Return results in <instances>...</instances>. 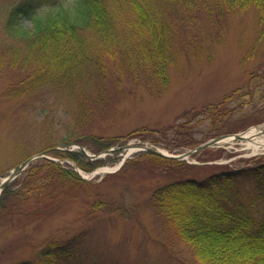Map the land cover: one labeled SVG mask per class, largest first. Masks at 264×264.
<instances>
[{
    "label": "rangeland",
    "instance_id": "obj_1",
    "mask_svg": "<svg viewBox=\"0 0 264 264\" xmlns=\"http://www.w3.org/2000/svg\"><path fill=\"white\" fill-rule=\"evenodd\" d=\"M25 1L0 0V183L40 153L83 182L51 187L48 167L36 169L34 179L51 185L49 196L37 191L25 195L33 180L34 161L7 190L0 191V203L8 207L0 213V264L27 260L49 240L80 234L86 238L87 264H201L185 244L166 232L149 203L152 193L176 180H201L255 165L264 158V148L255 152L247 141H232L167 165L154 163L140 149L155 145L177 155L221 135L255 125L264 128V33L256 9L223 18L222 41L206 45L203 55L180 53L170 70L169 86L159 95L151 94L144 83L136 87L119 82L112 73H117L115 59L105 54L103 61L112 72L98 85L108 92L99 111L84 118L77 110L82 99L78 91L88 82H54L29 98L5 97L36 66L31 58L26 67L28 53L5 29L11 11ZM50 7L42 5L38 12ZM20 17L24 27L33 28L32 17ZM120 18L119 27L129 32L128 11ZM68 89H75L74 96ZM108 142L116 151L97 161L78 150L82 146L90 154H102ZM129 144L137 151L122 150ZM57 148L70 151L59 150L57 158L52 154ZM103 168L110 171L101 172Z\"/></svg>",
    "mask_w": 264,
    "mask_h": 264
},
{
    "label": "trees",
    "instance_id": "obj_2",
    "mask_svg": "<svg viewBox=\"0 0 264 264\" xmlns=\"http://www.w3.org/2000/svg\"><path fill=\"white\" fill-rule=\"evenodd\" d=\"M58 1L27 0L11 11L5 29L28 53L27 60L35 58L36 66L32 75L9 89L5 97L29 98L54 82H88L78 91L82 99L77 110L84 118L92 110L99 111L108 92L98 85L112 72L103 61L105 54L115 59L117 73H112L119 82L128 81L136 87L144 83L151 94L159 95L168 88L170 70L180 53L201 56L206 45L222 41L223 18L255 8L264 33V0ZM47 4L49 9L38 12ZM126 10L129 32L119 27L120 13ZM24 14L32 17L33 28L21 23ZM206 51L212 53L210 48ZM32 62L24 64L29 67ZM80 65L88 69H80ZM68 90L74 96L75 89ZM110 145L108 142L103 149ZM145 153L156 164L181 162ZM52 154L61 157L59 150ZM45 167L53 186L34 179ZM30 170L33 180L25 195L37 191L49 196V186L83 182L60 163L44 158L36 160ZM149 203L162 218L166 232L185 244L199 263L264 264V158L255 165L201 180L164 184L154 190ZM7 208L0 203V213ZM85 244L81 234L49 240L38 254L13 264H87Z\"/></svg>",
    "mask_w": 264,
    "mask_h": 264
},
{
    "label": "water",
    "instance_id": "obj_3",
    "mask_svg": "<svg viewBox=\"0 0 264 264\" xmlns=\"http://www.w3.org/2000/svg\"><path fill=\"white\" fill-rule=\"evenodd\" d=\"M261 133H264V130L261 131ZM234 137L236 139H244L243 135L241 134H236L234 135ZM226 138V136L224 137H220L214 140H211L209 142L204 143L203 145L199 146L198 148L188 151L187 153L178 155V156H174V155H168L165 154L162 150L158 149V148H153V147H145L144 150L149 151L157 156H165V157H170V158H175V159H179V160H184L186 157L191 156L195 153H198L208 147H212L214 146L216 143L220 142L222 139ZM128 147H125L123 150H127ZM81 150L83 152H85L84 148H81ZM111 151H107V153H110ZM38 158H47L44 153H40L38 155H35L31 158H29L28 160H26L25 162H23L22 164L18 165L17 167L14 168V170L10 173V175L8 176V178L4 181L5 184L9 183L10 181L14 180L16 177H18L32 162H34L35 160H37ZM3 184L2 187L5 185Z\"/></svg>",
    "mask_w": 264,
    "mask_h": 264
},
{
    "label": "bare ground",
    "instance_id": "obj_4",
    "mask_svg": "<svg viewBox=\"0 0 264 264\" xmlns=\"http://www.w3.org/2000/svg\"><path fill=\"white\" fill-rule=\"evenodd\" d=\"M261 128H253L249 130L247 133L244 134L245 141H247V145L249 148L254 149V151H258L261 148H264V137L262 138L259 136ZM261 137V138H260ZM228 142L231 141V139H226ZM137 149L131 148L130 153L136 152ZM117 168V167H116ZM109 168H103L101 172H109Z\"/></svg>",
    "mask_w": 264,
    "mask_h": 264
}]
</instances>
